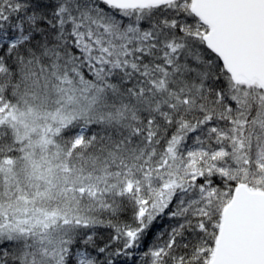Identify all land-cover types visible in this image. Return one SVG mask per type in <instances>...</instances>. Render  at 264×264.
Instances as JSON below:
<instances>
[{
	"label": "snow or ice",
	"instance_id": "snow-or-ice-1",
	"mask_svg": "<svg viewBox=\"0 0 264 264\" xmlns=\"http://www.w3.org/2000/svg\"><path fill=\"white\" fill-rule=\"evenodd\" d=\"M0 264H264V0H0Z\"/></svg>",
	"mask_w": 264,
	"mask_h": 264
}]
</instances>
